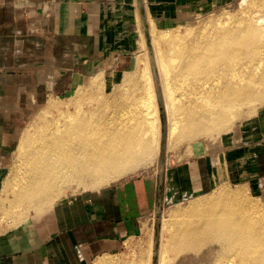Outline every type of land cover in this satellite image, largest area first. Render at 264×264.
Segmentation results:
<instances>
[{
	"label": "bare ground",
	"instance_id": "bare-ground-1",
	"mask_svg": "<svg viewBox=\"0 0 264 264\" xmlns=\"http://www.w3.org/2000/svg\"><path fill=\"white\" fill-rule=\"evenodd\" d=\"M237 2L234 13L196 20L184 33L150 24L153 58L140 31L143 52L109 90L98 71L62 104L49 92L19 134L17 164L1 191L5 218L25 221L55 204L64 187H99L151 164L160 149L159 94L168 145L228 131L264 104V0ZM263 200L221 185L187 208H172L161 224L158 264L211 240L219 245L214 264H264ZM149 239L129 264H152ZM108 257L92 264H117Z\"/></svg>",
	"mask_w": 264,
	"mask_h": 264
},
{
	"label": "crops",
	"instance_id": "crops-1",
	"mask_svg": "<svg viewBox=\"0 0 264 264\" xmlns=\"http://www.w3.org/2000/svg\"><path fill=\"white\" fill-rule=\"evenodd\" d=\"M143 1L148 20L170 27L225 0ZM138 22L135 0H0V99L20 92L18 79L32 77L40 66L62 73L73 67L71 72L76 76L83 75L87 68L93 71L117 47L128 46ZM130 70L116 68L107 78L101 72L112 86L118 81L114 79ZM94 73L74 89L89 83ZM1 102L4 101L0 100V109L16 108L10 103L12 109H7L10 104ZM253 123V130L242 124L237 134L241 141L245 139L240 143L244 147L234 156L240 165L259 157V143L251 140L258 125L264 129V110ZM11 126V120L0 117V157L6 156L14 143ZM193 148L191 145L189 151L200 157L198 145ZM260 157L264 159V154ZM198 162H192L185 170L194 186L190 183L192 186L175 190L168 179L166 196L178 194L183 199L203 188ZM198 183L200 189L195 187ZM155 199L156 182L151 177H141L50 205L42 211L48 210L43 215L37 213L40 216L29 221L27 218L0 233V264H92L103 255L118 254L126 242L142 234Z\"/></svg>",
	"mask_w": 264,
	"mask_h": 264
},
{
	"label": "rangeland",
	"instance_id": "rangeland-1",
	"mask_svg": "<svg viewBox=\"0 0 264 264\" xmlns=\"http://www.w3.org/2000/svg\"><path fill=\"white\" fill-rule=\"evenodd\" d=\"M238 0H225L222 2L214 3L213 7L208 8L204 11H198L196 13H192L186 17L185 20H179L174 23L170 27H162L155 24L151 19L148 20V26L150 24H155L159 29H167L171 27H176L179 33H184L186 26L192 25L196 20L205 19V18H214L224 13H234L235 7L237 6ZM147 15V14H146ZM220 16V17H221ZM181 26V27H180ZM185 26V27H184ZM184 27V29H182ZM136 30L133 33V37L131 38V42H129L127 47H117L110 55L105 58L101 62L100 65L94 68L92 71H88V68L82 73L83 75H75L73 67H70L68 72H60L61 70H55V68H38L37 71L35 70L32 77H20L18 82H20L19 88H21L20 92L15 93L13 97L2 98L0 100L4 101L1 103H12L15 105V109H12L10 104V108H7L8 105H3L7 109H0V117L5 118L7 120H11L14 126H11L10 129L15 134V140L11 148L6 153V156L0 157V233L4 232L8 229H12L17 227L19 224L24 223L23 221L15 222V217H6L3 213V198H2V188L4 183L7 181L6 177L10 173V168L16 163L14 158V152L17 144V140L19 134L23 127L26 125L27 121L34 115L37 109L43 106V104L47 101L50 97L48 94L49 92L53 93V99H55L60 104L61 101H67L69 96L74 92V89L78 83L85 80L87 76L90 74L102 71L105 75V78L110 74L111 71L115 70L116 68L119 71L123 70H130L135 65V59L139 56V53L143 52V48L141 49L140 43V31L141 24L140 19L138 22V27L135 28ZM143 35V32H142ZM143 41L145 44V40L143 37ZM140 45H139V44ZM137 46V47H136ZM146 46V45H145ZM151 49V48H150ZM148 51V50H147ZM141 55V54H140ZM124 57V58H123ZM148 57V52H147ZM153 58V56H152ZM134 63V65H133ZM151 65L155 63L150 60L149 62ZM156 68V67H155ZM42 69V70H41ZM44 69V70H43ZM40 70V71H38ZM157 74V70L155 69ZM64 74V75H63ZM78 74V73H77ZM63 76V77H61ZM115 78V77H114ZM118 82L121 78L114 79ZM1 82V81H0ZM85 83L83 85H86ZM104 85L107 86V90L111 88L110 83L104 79ZM82 86V85H81ZM68 91V92H67ZM12 96V95H10ZM0 97H3L0 95ZM14 98V101H11ZM159 98L162 97L159 94ZM159 104V102H158ZM163 105V104H162ZM61 107V105H59ZM2 106H0L1 108ZM162 115H159L160 118L164 122V141L162 142V149H159L157 156L154 157L151 164L146 167H142L136 170L133 173L128 174L119 180L111 181L107 184H102L99 187H93L88 184L85 185H75L71 184L69 187H64L60 197L56 200V204L66 203L68 201H72L74 198L79 197L84 194L93 193L97 190H100L104 187H110L124 181L137 179L141 177H151L153 178L154 182H156V199L158 196L157 193V184H158V171H159V159L163 160V183H162V190H161V220L159 223V240L157 241V246L159 245L160 241V230L162 228L161 224L169 222V213L172 208H187L190 203L194 202L195 200L205 199L217 190V188L221 185H226L228 188H236V187H244L246 189V196L249 199L252 198H264V159L261 154H264V129L258 125L256 127L255 138L251 140L253 143H259L258 148V158L255 161L243 163L240 165V162L237 161L236 157H234L238 151V149L243 148L244 146H240L241 142H245V139L241 141V139L237 138V134L240 130L242 124L249 126L252 130L254 128V120L257 115L264 110V104H261L259 108H257L253 112L244 113L241 119H237L233 126L228 131H222L221 133L212 135V136H201L196 137V139L192 142H185L184 140L177 141L175 143H171L170 145L166 142V120H165V113L164 108L162 109ZM160 114V109L159 113ZM162 121H161V138H160V147H161V139H162ZM192 145L193 147L197 146L200 150V157H196L193 152H190L189 149ZM262 150V151H261ZM194 151V150H193ZM196 160H199L197 164L199 177L203 179L201 182L204 184L202 189H200L201 184L195 185L196 189L199 188L200 190L192 192L191 195L181 198L178 194L175 197H168L166 196V186L168 184L169 179V186H173L176 188L181 187H189L194 186L190 176L187 174L186 177V169L190 168V164ZM220 163H224L220 165ZM17 164V163H16ZM222 167V170L220 167ZM244 172L246 174H244ZM175 177L172 178L171 175ZM250 174H253L250 176ZM167 179V180H166ZM174 179V183H170V180ZM199 181V180H198ZM192 183V185L190 184ZM174 184V185H173ZM155 199V203H156ZM264 201V200H263ZM6 206V205H5ZM43 207H48L47 205H43ZM44 208V209H45ZM48 210L42 212L40 215H43ZM37 212L32 210L28 214V219H34L37 216ZM143 226L145 229L139 237L129 240L125 247L122 249V252L118 254H112L109 256L108 259L112 260L114 263L117 264H129L130 261L136 256V253L141 249V247H148L150 242V234L152 235V251H153V239H154V209L147 216ZM163 221V222H162ZM147 234V235H146ZM206 239H209L208 237ZM149 240V241H148ZM146 242V243H145ZM158 251V248H157ZM169 256L172 254L169 252ZM219 258V245L215 240L207 241L205 244H202L199 247L197 252H186L179 253L172 261L167 264H214L215 259ZM153 259V253H152ZM157 264H158V252H157Z\"/></svg>",
	"mask_w": 264,
	"mask_h": 264
},
{
	"label": "water",
	"instance_id": "water-1",
	"mask_svg": "<svg viewBox=\"0 0 264 264\" xmlns=\"http://www.w3.org/2000/svg\"><path fill=\"white\" fill-rule=\"evenodd\" d=\"M136 1V6H137V10H138V15H139V19H140V24H141V29L143 32V37L145 40V45L147 48V52H148V57L151 59L152 58V51L150 49V35H149V26H148V21H147V15L145 12V6H144V1L143 0H135ZM152 64V63H151ZM155 66L152 65L151 66V72L154 76H156V72H155ZM158 102H159V109H160V115H162L163 113V105H162V101L160 98H158ZM161 121H162V139H161V147L160 149H162L163 145L162 142L164 141V122L162 120L161 117ZM159 171H158V184H157V199H156V203H155V207H154V224H155V228H154V241H153V259H152V264H157V241L159 240V223L161 220V203H162V198H161V190H162V183H163V160L159 159Z\"/></svg>",
	"mask_w": 264,
	"mask_h": 264
}]
</instances>
